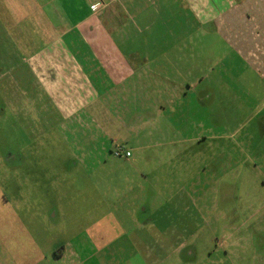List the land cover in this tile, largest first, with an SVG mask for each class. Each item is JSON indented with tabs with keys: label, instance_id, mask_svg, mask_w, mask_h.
<instances>
[{
	"label": "rangeland",
	"instance_id": "rangeland-1",
	"mask_svg": "<svg viewBox=\"0 0 264 264\" xmlns=\"http://www.w3.org/2000/svg\"><path fill=\"white\" fill-rule=\"evenodd\" d=\"M13 9L11 0H0V237H25L23 225L30 224V212L41 208L51 215L52 240L70 238L82 229L89 232L95 222L108 217L115 222L111 233L119 234L116 243L130 234L152 242L138 248L149 264H264V184L251 182L250 165L244 174L236 170L232 132L242 126L247 114L243 105L249 104L236 100L234 89L241 87L234 82L243 72L236 75L228 69L229 57L212 64L208 72L190 68L185 61V70L168 71L185 85L201 82L178 106L171 125L161 119L181 138L206 130L189 139L194 151L167 164L150 160L148 151L140 158L137 151L130 163L112 153L117 142L108 133L127 134L130 126L158 127L155 108L161 103L148 101L151 112H146V121H138L134 111L126 109L135 103L120 102L117 86L89 106L97 108L89 119L81 94L74 91L67 97L59 86L44 85L43 70H36L31 54L28 68L23 51L28 21L19 14L11 20ZM203 88L212 94L200 101L196 95L205 93ZM154 134L148 131L144 141L134 136L142 144H158ZM170 135L157 134L168 146ZM219 143L226 150H219ZM246 146L243 152L249 159L248 142ZM167 153L170 156L172 150ZM134 206L146 213L147 227L159 225L161 237L151 238L149 229H132Z\"/></svg>",
	"mask_w": 264,
	"mask_h": 264
},
{
	"label": "crops",
	"instance_id": "crops-1",
	"mask_svg": "<svg viewBox=\"0 0 264 264\" xmlns=\"http://www.w3.org/2000/svg\"><path fill=\"white\" fill-rule=\"evenodd\" d=\"M97 2H102V6L92 8ZM11 3L14 7L9 15L11 20L19 14L28 21L23 51L29 69L30 54L35 57L33 63L42 66L36 64V70H43L44 85L59 86L57 90L67 97L77 91L83 96L85 107L99 100L100 94L115 92L118 86L119 101L135 103L126 109L134 111L138 121L144 118L143 122L148 117L146 112H151L148 101L161 103L155 108L159 111L155 114L160 119L158 127L130 126L125 130L127 134L113 130L108 133L113 142H128L126 146L132 155L120 158L130 163L137 151L138 157L143 158L148 151L150 160L163 164L177 162L176 159L188 157L191 149L194 151L195 143L189 139L207 134L206 130L181 138L168 131L161 119H168L170 124L178 106L184 105L190 91L196 92L201 82L185 85L184 80L168 71L185 70L186 65L181 64L185 61L190 68L208 72L212 64L229 57L228 69L235 70L236 75L243 72L238 75L242 78L234 82L241 87L234 89L239 96L236 100L249 104L243 105L247 114L242 126L232 132L236 170L244 174L247 171L244 167L250 165L251 182L264 184V0H11ZM146 39L153 41L146 43ZM211 54L215 55L213 61ZM38 57L42 61H36ZM224 86H229L227 81ZM201 90L206 94L196 96L203 101L209 92ZM223 92L222 87L220 98ZM96 109L88 108L89 119ZM148 131L155 132L158 144L156 141L142 144L134 136L136 133L144 141ZM157 134H171L172 144L168 146ZM247 142L249 159L243 152ZM182 148L185 151L178 152ZM218 149L226 150V145L219 143ZM167 150H172L170 156ZM137 207H133L132 229H149L151 238L161 237L157 232L159 225L150 223L147 227V215ZM56 215L55 212L53 216ZM50 216L44 209H33L30 224L23 225L25 237H0V264H149L148 256L138 248L148 247L152 242H143L136 234H130L116 243L119 234L111 233L114 219L106 217L89 227V232L82 229L70 238L52 240ZM124 249L129 250L124 253Z\"/></svg>",
	"mask_w": 264,
	"mask_h": 264
},
{
	"label": "built area",
	"instance_id": "built-area-1",
	"mask_svg": "<svg viewBox=\"0 0 264 264\" xmlns=\"http://www.w3.org/2000/svg\"><path fill=\"white\" fill-rule=\"evenodd\" d=\"M102 6V2H97L92 6L94 9H98ZM112 153L117 157L128 158L132 155V151L124 143H116L112 149Z\"/></svg>",
	"mask_w": 264,
	"mask_h": 264
}]
</instances>
